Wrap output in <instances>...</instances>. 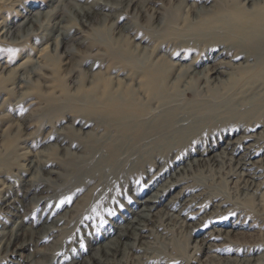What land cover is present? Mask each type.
<instances>
[{"label":"rangeland","instance_id":"374dc122","mask_svg":"<svg viewBox=\"0 0 264 264\" xmlns=\"http://www.w3.org/2000/svg\"><path fill=\"white\" fill-rule=\"evenodd\" d=\"M126 1L105 0V4L104 0H0V264H97L93 259L95 252L115 238L119 232L117 228L124 225L126 219L131 221L132 213L140 211L143 200L154 194L158 195L154 212L160 214L153 217L154 222L145 223L148 230L143 234L148 238L137 241L141 249L128 250L124 257L118 254L116 260L121 262L115 264H264L263 127L248 133L247 136L253 134L254 138L240 145L246 147L256 143L261 149L253 159L259 168L260 178L255 180L259 185L257 190L246 192L241 188V180L246 178L239 176L232 160L240 157L239 144L234 145L235 154L217 157L218 161L212 160L204 165L195 162L200 157L194 153L186 154L180 150L169 153L162 166L155 165L150 178L156 181L151 188L147 187L149 178L140 177L133 191L131 189L128 195L118 197L116 193L122 194L130 188L127 180L138 175L144 164L153 162L154 154H139L138 149H133L123 160L122 167H113L115 174L111 175L110 181L113 179L111 188L117 197H103L104 192L98 194L97 190L96 193V187L84 189L82 181L87 179L86 175L93 174L90 171L85 173L81 164L85 160L83 153L88 157L85 148L95 149L93 147L99 142L106 141L103 127L94 126L101 114L98 112L106 103L100 95L104 89L115 96L125 95L126 86L138 80V77L133 82L129 80L125 73L127 62L176 61L171 58L177 54L176 50L195 45L203 36L213 37L207 24L218 27L215 20L219 14L236 8L252 9L243 4L240 8L241 0H228L229 3L215 0L223 5L218 10H212L214 2L210 0L206 3L200 0H153L145 4L135 2V6L129 7ZM201 5H205L207 11L199 12L197 8ZM83 9H89L93 19L76 16L74 12ZM104 16L109 19L102 21ZM83 21H86V27L81 26ZM198 22L203 24L199 23V26ZM62 30L72 39L66 40L65 46H60L55 53L51 52L50 45ZM233 80L237 81L238 76L229 82ZM239 84L229 88L231 92L209 86L206 93L210 96L227 93L222 96L223 101L232 103L228 105L229 109H224L231 113L225 114L223 119L244 122L245 118L254 117L264 121L261 117L264 96L259 92L254 96L246 95L244 104L247 103V107H244L240 105L242 98L234 97L241 95L236 94ZM174 93L173 96L180 98L179 103L192 100L190 96ZM92 111H95L96 118L89 117ZM207 130L210 129H195L186 135L184 130H179L176 132L179 136H175L185 139L188 147L193 145L188 151L201 150V139L196 137ZM144 132L150 134L148 129ZM233 132L227 138L211 137L215 147L203 159L219 154L224 142H233L244 136L241 130L233 129ZM89 133L91 136L83 139ZM116 133L113 134L115 137L122 136L120 131ZM164 146L159 144L160 148ZM175 146L180 149V145ZM113 149L106 146L103 152L109 154ZM158 172L160 176L156 178ZM78 175L84 177L77 180ZM70 179L72 183L76 179V183L72 185ZM102 198H110L111 203L107 205ZM172 201L174 203L169 204ZM165 215L172 218L165 219ZM15 235L18 237L13 239ZM23 240H27L28 245L17 250ZM122 243L132 244L133 241L122 238ZM64 254L67 256L63 257Z\"/></svg>","mask_w":264,"mask_h":264},{"label":"bare ground","instance_id":"6f19581e","mask_svg":"<svg viewBox=\"0 0 264 264\" xmlns=\"http://www.w3.org/2000/svg\"><path fill=\"white\" fill-rule=\"evenodd\" d=\"M151 1H153V0H143L142 2L140 0H127L126 2H127V7H129V6H133L135 4V2L136 3H143L144 2V4H145V3H150ZM194 1H196V0H194ZM207 1H209V0H200V2H204V3H206ZM210 1L214 2L213 6H212V10H218V8H220V6L223 7V5L220 2H218V4H217V3H215V0H210ZM104 2H105V0H104ZM228 3H229V1H228ZM105 4H107V3L105 2ZM105 4L103 6H106ZM109 4H111V3H109ZM242 4L248 5L249 7H252V9H250V11H247L244 9L239 10V8H236L229 13L226 12L224 14H219V16H217L216 20H215L216 23L219 24L218 27H214L211 24H207V27H208V29H211L212 34L217 35L218 37H214V35H212L213 37H211V36H208V37L205 36L204 37L203 36L202 38L196 40L195 45H193L191 47L190 46L185 47L184 49L182 48V49H180L181 51L176 50L177 54H175V55L173 54L171 56V58L176 60V61H173V60L168 61V60H164V59L161 61L158 60L154 63L149 62V60L147 62L144 61V62H138V63H135L132 61L131 62L126 61L128 63V65H126V67H125V73H126V75L129 76V78H130L129 80L131 82H133L134 78H136V77H138V80L135 84L130 83L126 86L125 95L120 94L118 96H115V95L111 94L109 91H107L108 89H104V92H102V94L100 95V98L105 100L106 103L104 105L105 108H103L101 110V112H98V114L99 113H101V114H99V116L97 118L98 123H95L94 126H96V128L103 127L102 133L105 134L104 138L106 136V141L105 142L104 141L99 142L95 147H93L95 149L85 148L84 152H85L86 156H88V157H84V153H83L82 158H83V160L84 159L85 160L81 164L84 165L83 168L85 170V173L87 171L93 172V174L91 173L92 175H90V176L86 175L85 178H87V179L84 178L85 180L82 181L84 183L83 187L85 190L90 189L92 187H96V193H97V190H99V192H100V193L98 192V194H102L104 192L102 194L103 197H105V195L110 196V197L111 196L117 197V196L113 195L116 192L111 188L113 185V179H112V181H110V178H111V175L115 174L112 170H114L113 167H115V166L118 167L117 169L122 167V165H124L123 160L125 159V157L127 155H129V152L132 151L133 149H135V150L138 149L139 154H151V155L154 154L153 155L154 157L152 160L153 162H152V164L148 163L146 166L143 163L145 167L143 166L144 168L143 167L140 168L141 171H139L138 175L134 176L133 175L134 173H133L132 174L133 176L130 178V180L126 179L127 184L129 185L130 188H128V190H125L123 192L121 190L120 193L122 192V194L116 193V195H118V197H121V195H124V194L128 195V191L131 189L133 191V188H134V186H136L138 184L140 177H141V179L144 176L149 178V180L147 182L148 183L147 187L151 188L152 183L156 181V179L150 178V176L153 173L154 168H156L155 165L158 164V165L162 166L164 164V161H163L164 158H166L169 153H172V152L177 153L178 150L183 151V152L185 151V153L187 152L186 154L194 153L195 155H197V157H200L195 162L200 163L201 165H204V164H207L208 162H210L212 160L218 161L217 159H219V158H217V157H220V158L223 157L224 158L227 154H230V153L235 154V153H233V150L235 149V147H234L235 144L236 145L239 144V147L237 149L239 151L238 157L239 156L240 157L237 160L232 159L233 160V167L236 171L237 170L239 171L238 174L240 177L245 176V178H246V179L241 180V182L243 183V185L241 184L242 185L241 188L243 190H245L246 192L252 191V190H257L259 185L257 183H255V180L260 178V176H258L259 168L255 165L258 162L253 161V159L255 157H257L258 154H260L261 149L258 145H255L256 143H254V145L249 144L246 147H243V146L241 147L240 145L242 144V142L247 144L250 140H252L254 138L252 136L253 134L251 136L250 135L247 136V134L255 132V130L258 127L264 128V121H261V120L259 121L254 117L245 118L244 122H242V121L232 122L233 120L223 119V116L225 117V114L231 113V112H229L230 110H228L229 109L228 105H230L232 103V101L227 102V103H225L223 101L224 97L226 96L225 94H227V93L223 92L224 97H222L223 96L222 94H220L219 96L218 95L217 96H210L206 93L209 86H212L213 88H217L218 90L221 88L222 89L226 88L227 90H229L228 92H231L232 90H230V89L235 88L239 82L241 85L239 84V89H238V92L236 94H239V95L241 94V95L240 96H234V97H237L239 99L242 98L240 105L247 107V105H246L247 103L244 104V101H245L244 97L246 95L250 94V95L254 96L256 94V92H259L260 95L264 96V0H241V1H239L240 8H241ZM204 6L205 5H201L200 7H198L197 8L198 11L199 12L207 11ZM123 7L125 8V6H123ZM189 9H190V7H189ZM210 9H208V10H210ZM227 9H228V7H227ZM74 13L76 14V16L80 17V19H84V20L85 19H89V20L93 19V14L90 12L89 9L76 10V12H74ZM169 13H170V11H169ZM101 19H102V21H106L109 18H108V16L107 17L104 16ZM166 19H167V17H166ZM99 20H100V18H99ZM167 20H169V19H167ZM85 22L86 21L81 22L82 27L87 26ZM165 22H163V23H165ZM32 23H33V20H32ZM160 23H162V22H160ZM172 23H174V22H172ZM199 23L200 22H198L196 24L199 25ZM156 24H157V22H156ZM200 24H203V22ZM192 25H193V23H192ZM146 26H147V24H146ZM111 27H113V26H111ZM89 28H90V26H89ZM152 28L153 27H151V29ZM195 28L196 27L194 26V29ZM197 28H198V26H197ZM204 28H205V26H204ZM63 30H62V32H58V35L56 38L53 37L54 42H52V44L50 45L51 52L55 53L60 48V46L61 47L65 46L66 40L72 39ZM174 31H176V30H174ZM197 31H198V29H197ZM42 33H43V31H42ZM174 33H176V32H174ZM180 33L183 34V32H180ZM145 36H147V35H145ZM98 39H100V38H98ZM105 40H106V38H105ZM170 40H174V39L171 38ZM186 41H187V38H186ZM160 43H161V41H160ZM106 44H108V43H106ZM179 44H181V43H178V45ZM185 44H186V42H185ZM171 46H172V44H171ZM198 46H200L202 49L200 50L198 48ZM113 50H115V49H113ZM171 50H173V49H171ZM189 56H190V58H189ZM187 57H188V59H187ZM181 62L185 63V64L183 65V64H181ZM21 68L23 69L24 66H21ZM197 68H200V69H197ZM111 69H112V67H111ZM238 72H239V74H238ZM241 75L244 76V78H246V80H243V77ZM234 76H238V80L237 81L233 80V82L230 83L229 80L231 78H233ZM21 81L23 82L22 79H21ZM87 81H88V79H87ZM106 87H108V84ZM112 87L113 86L111 85V89H112ZM174 92H177L180 95L184 94V95L190 96V97H192V100H190V101L186 100L187 102L184 101L185 103H183V104L179 103L178 99H180V98L178 97V99H177V96H173V94H175ZM220 92H221V90H220ZM80 93L82 94V92H80ZM90 97H91V95H90ZM90 97L88 99H90ZM76 101H77V99H76ZM220 105H225V106L221 107ZM219 106H220V108H219ZM224 108H228V109H224ZM94 112L95 111H92L91 113L89 112L90 118L92 115L95 118L97 117V116H95L96 114ZM232 115L235 116V114H232ZM77 117H79V116H77ZM228 117H229V115H228ZM261 117L263 120L264 119L263 118L264 113L261 115ZM84 118H85V116H84ZM240 118L241 117H239L238 119H240ZM229 119H231V118H229ZM81 121H84V120H81ZM88 122L90 123V121H88ZM102 122H103V124H102ZM240 125H242V126H240ZM107 127H108V129H106ZM109 127H110V129H109ZM207 127L210 130L202 132L200 135L197 134L198 136L196 137V138H199V140L201 139L202 144L198 143L199 146H201V148H202L201 150H195L194 149V150L188 151V149L190 147H192L193 145L188 147L186 144L187 142H184L185 139L181 140L180 137L175 136V135H178V133H176V132H180L179 130H184L185 131L184 135H186L187 132L190 133L192 130L205 129ZM145 129H148L150 131V134L149 133L144 134V133H146V132H144ZM233 129L241 130V132L243 133L244 136H242V137L239 136V138H237L233 142H231L230 140L228 142H224V147L221 148L219 154H215L211 158L203 159L204 156L211 153L212 148L215 147V146H213V141H212L211 137H213L214 135L215 136L220 135L222 137L226 136V138H227V136L232 135L231 133L233 132ZM98 131H100V130H98ZM119 131H120V134H122V136L117 138L113 134L116 132H119ZM233 133H235V132H233ZM116 134H118V133H116ZM84 136L85 137L83 139H87V138H89V136H91V134L89 133V134H86ZM193 137L194 136H192V138ZM260 137H261V135H260ZM79 138H82V137H79ZM207 139H209V140L207 141ZM83 141H85V140H83ZM71 142L72 141H70V145L72 144ZM74 142L76 143V141H74ZM93 144H95V143L93 142ZM159 144H163L165 146L163 148H160ZM79 145H81V144H79ZM87 145H88V143H87ZM89 145H90V143H89ZM175 145H180V149H178ZM90 146H92V145H90ZM106 146H107V148H108V146H110L111 149L112 148H115V149H113V151L111 150L109 152V154L107 153V151L104 153L103 149L105 151ZM256 147H258L257 150H254L253 148H256ZM144 148L147 150H145ZM86 149H88V150H86ZM65 152H66V150H65ZM106 153H107V155H106ZM69 159H66V160H69ZM89 160H90V163L88 164ZM134 161H135V159H134ZM149 162H151V160ZM65 166H67V165H64V167ZM69 167H70L69 168V171H70L71 166H69ZM93 169L95 171H93ZM117 169H116V171H117ZM125 169H126V167H125ZM161 169L162 168L159 169L160 172H162ZM81 171H83V170H81ZM160 172H158V175L156 178H158L160 176ZM82 173H84V172H82ZM131 173L132 172H130V175H131ZM71 174L73 175V171ZM121 175H123V173H121ZM68 177H69V175H68ZM74 177H76V176H74ZM80 177L83 178L84 176L83 177H82V175L79 176V178L77 180L81 179ZM116 177H114V178L116 179ZM72 181L73 180H71L70 182L72 183ZM75 181H76V179H75ZM75 181H74V183H76ZM74 183H72V185ZM79 184H80V182H79ZM71 188L72 187H70V189ZM73 188H74V186H73ZM65 189L66 188H64V191H65ZM167 189H168V187H167ZM49 192H51V191H49ZM157 198H158V195L154 194L152 197H149L146 200H143V202L140 204V207H141L140 211L138 213H134V214L132 213V216H131L132 220L129 221L126 219L124 225L117 228L119 231L117 236L115 238H112L103 248H100L95 252V254L93 255L94 256L93 259L96 261L97 264H115L118 262L120 263L121 261L116 260V256L118 254H122V256L124 257L125 254H127V252H129L128 250L141 249L137 245V241H139V239H141V238H148L147 234H145V235L143 234L145 232L147 233V230H148V224H145V223L154 222L153 217L157 216V214H160V212H158V213L154 212V210L156 208L155 205L157 203ZM109 199L104 200L102 198L101 201H104L108 205L111 203V202H109ZM59 201H60V199H59ZM68 201H69V198H68ZM172 203H174V201L169 202V204H172ZM98 206H100V205H98ZM51 211H53V210H51ZM78 213H77V215H78ZM246 216H247V214H246ZM104 218H105V216H104ZM164 218L169 219L172 217H167V215H165ZM259 218H261V217H259ZM48 230L49 229L44 230L43 233L44 232L46 233ZM18 235H20V234H18ZM18 235H15L13 237V239L14 238L16 239L18 237ZM122 238L132 240L133 243L132 244H127V243L124 244V243H122ZM8 242H9V240H8ZM144 244H147V243H144ZM27 245H28L27 240H23L18 245L17 250H23L24 248H26ZM65 247H67V246L65 245ZM66 250H67V248H66ZM101 252L103 254L102 256H100ZM93 253H94V249H93ZM252 254H253V252H252ZM66 256L67 255L64 254L63 257H66ZM68 258H70V257H68Z\"/></svg>","mask_w":264,"mask_h":264}]
</instances>
